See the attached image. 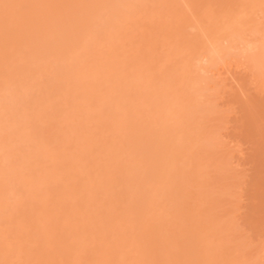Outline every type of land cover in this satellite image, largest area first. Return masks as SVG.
<instances>
[{"label":"rangeland","instance_id":"1","mask_svg":"<svg viewBox=\"0 0 264 264\" xmlns=\"http://www.w3.org/2000/svg\"><path fill=\"white\" fill-rule=\"evenodd\" d=\"M126 1L0 0V264H264V0Z\"/></svg>","mask_w":264,"mask_h":264},{"label":"bare ground","instance_id":"2","mask_svg":"<svg viewBox=\"0 0 264 264\" xmlns=\"http://www.w3.org/2000/svg\"><path fill=\"white\" fill-rule=\"evenodd\" d=\"M123 1H124V2H127L126 0H123ZM124 2H122V3L119 2V3H121L122 5L118 3L117 7L120 6V5H121V7H120V9H119V8H116L115 10H117V11L119 10V11H120L121 8H122V6H123V3H124ZM127 3H128V2H127ZM127 3H126V4H127ZM126 4L124 3V6H125ZM124 6H123V7H124ZM111 8H112V7H111ZM122 10H124V9H122ZM122 10H121V12H122ZM110 11H111V10H110ZM117 11H116V13L118 14L119 11H118V12H117ZM121 12H120V13H121ZM99 14H100V13H99ZM111 14H112V13H111ZM118 15H120V14H118ZM121 15H122V14H121ZM101 16H102V15H101ZM116 16H117V15H116ZM108 17H109V16H108ZM111 17H112V16H111ZM101 18H102V17H101ZM106 18H107V17H106ZM106 18H105V19H106ZM109 20H110V18H109ZM229 20H230V19H229ZM230 21H231V20H230ZM107 23H108V22H107ZM229 23H230V22H228V24H229ZM111 24H114V23L111 22ZM231 24H232V23H231ZM97 25H98V24H97ZM231 26H232V25H231ZM107 27H109V26H107ZM95 28H96V27H95ZM85 32H86V31H85ZM78 39H79V37H78ZM76 40H77V39H76ZM76 40H75V41H76ZM75 41H73V42H75ZM79 41H80V39H79ZM77 44H80V42H79V43L77 42ZM77 44H75V45H77ZM74 47H76V46H74ZM78 47H79V46H78ZM78 47L75 48L76 51L78 50ZM78 54H79V53H78ZM75 58H77V57H75ZM75 58L72 60V62L74 61L73 64H72L73 66L75 65L74 67H76V66H77L76 64H78L77 62H79V60H77V59H75ZM76 60H77V62H76ZM72 62H71V63H72ZM77 67H78V66H77ZM80 69H81V68H80ZM80 69H79V70H80ZM77 70H78V69H77ZM77 73H79V72H77ZM8 76H10V75H8ZM105 76H106V75H105ZM103 78H104V77H103ZM118 78H119V77H118ZM5 79H6V78H5ZM5 79H4L3 81H5ZM15 80H16V79H15ZM122 80H123V79H122ZM1 82H2V81H1ZM8 82L10 83L11 81H8ZM14 82H15V81H14ZM88 82H89V81H87V83L85 82V85L87 84L86 86H88V90H89V88L91 87V84H92V87H94L95 85L93 84V82H91V84H90V83L88 84ZM100 82H101V81H100ZM120 82H121V81H120ZM2 83H3V82H2ZM83 84H84V81H83ZM97 84H98V83H97ZM136 84H137V83H136ZM183 85H184V84H183ZM7 86H9V84H8ZM86 86H85V87H86ZM181 87H182V86H181ZM83 88H84V87H83ZM86 89H87V87H86L85 89H83V90H86ZM90 89H91V88H90ZM179 89H180V88H179ZM172 90H173V89H172ZM84 92H85V91H84ZM86 92H87V90H86ZM165 93H166V92H165ZM147 94H148V93H147ZM118 95H119V94H118ZM84 96H85V95H84ZM88 96H89V95H88ZM78 97H79V96H78ZM78 99H79V98H78ZM80 99H81V98H80ZM149 102H150V101H149ZM80 103H81V102H80ZM73 105H74V104H73ZM158 105H159V104H158ZM157 117H158V116H157ZM151 126H152V125H151ZM156 127H157V126H156ZM155 130H156V129H155ZM158 130H159V129H158ZM165 148H166V147H165ZM168 153H169V152H168ZM170 153H171V152H170ZM161 172H162V171H161ZM181 175H182V174H181ZM162 177H163V176H162ZM169 178H170V177H169ZM162 180H163V179H162ZM170 182H171V180H170ZM154 183H155V182H154ZM171 183H172V182H171ZM168 186H169V185H168ZM156 189H157V188H156ZM169 194H170V193H169ZM173 195H174V194H173ZM173 197H174V196H173ZM154 199H156V198H154ZM174 199H175V198H174ZM172 202H173V201H172ZM158 203H159V202H158ZM155 204H157V203L155 202ZM156 208H157V207H156ZM157 209H158V208H157ZM157 209H155V210H157ZM161 211H162V210H161ZM152 214H153V213H152ZM162 218H163V217H162ZM119 250H120V249H119ZM116 251H117V250H116ZM116 251H115V252H116ZM111 252H112V251H111ZM116 253H117V252H116ZM117 254H118V253H117ZM110 256H111V255H110Z\"/></svg>","mask_w":264,"mask_h":264}]
</instances>
